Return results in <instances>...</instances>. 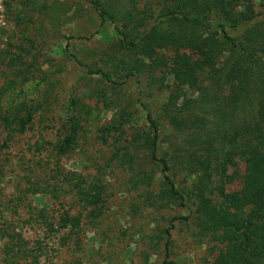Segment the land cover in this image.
Returning <instances> with one entry per match:
<instances>
[{
    "label": "trees",
    "instance_id": "obj_1",
    "mask_svg": "<svg viewBox=\"0 0 264 264\" xmlns=\"http://www.w3.org/2000/svg\"><path fill=\"white\" fill-rule=\"evenodd\" d=\"M259 1L88 0L94 24L113 29L112 35H105L112 51L95 67L86 61L97 56L95 50L70 44L62 50L68 62L100 76L115 90L131 81L138 85V97H115L118 107L100 132L111 149L107 169L125 173L132 190L145 186L146 193L158 186L159 199L188 214L170 219L159 238L163 264H177L170 261L177 222L188 226L192 237L212 243L213 264H264V0ZM95 35L78 39L90 42ZM29 70L18 71L23 79L15 74L0 85V134H6L0 147L8 149L10 142L38 130V125L64 132L51 145L57 161H51L48 173L43 176L44 167L29 161L34 165L27 167L18 201L40 194L49 202H63L69 186L80 209L56 212L45 203L35 211L28 204L44 238L35 242L36 256L22 230L1 224L6 209H0L6 264L29 258L26 264H40L44 242L53 236L58 245L65 241L80 249L86 227L95 230L107 211L102 179L81 174L68 178L71 172L60 165L78 146L85 122L94 114L92 107L74 93L68 96L58 104L60 128L52 99L35 97L47 78L30 84ZM157 87L168 95L161 106L149 94ZM128 126L135 132L128 134ZM181 138L188 145H177ZM237 179L240 189L231 190ZM183 182L190 184L182 187ZM76 260L61 264H85Z\"/></svg>",
    "mask_w": 264,
    "mask_h": 264
},
{
    "label": "rangeland",
    "instance_id": "obj_2",
    "mask_svg": "<svg viewBox=\"0 0 264 264\" xmlns=\"http://www.w3.org/2000/svg\"><path fill=\"white\" fill-rule=\"evenodd\" d=\"M256 2L260 3L259 0ZM90 8L88 0H3L0 8V85L15 74L18 80L23 79L18 71L30 69L33 72L29 75L32 79L30 84L47 78L35 97L38 96L40 100L50 97L58 119L61 116L58 104L73 93L90 105L94 114L85 122L78 146L61 158L60 165L63 171L71 172L68 178H75L73 174L86 178L97 176L103 180L102 187H106V214L98 220L95 230H92V226L86 227L87 232L82 233L81 248L76 249L65 241L58 245V238L53 236L44 242L46 253L40 257V264H61L74 259L85 264H163L164 244L158 240L170 219L188 214L170 200L159 199L161 189L158 186H150L146 193L143 192L147 189L145 186L132 190L125 173L107 169L111 149L103 143L100 132V128L112 120L113 110L118 107L115 97L122 100L138 97V85L131 81L122 90H115L100 76L88 75L77 64L68 62L66 54L62 52L69 44L87 51L95 50L97 56L86 61L96 67V64H102L105 53L112 51L110 41L105 38L106 34H113L112 27H103L98 22L94 24ZM94 32L96 35L90 42L78 39L83 35L91 36ZM149 94L153 95L154 100L159 99L160 106L168 96L165 92H159L158 87ZM57 125L61 128V118ZM45 127V124L38 125V130L34 128L27 135L15 138L8 144V149L0 147V209H6V218L2 219L1 224L22 230L23 236L30 242L27 248L33 256L37 255L35 242L44 238L39 221L29 214L28 204L35 211L41 210L45 203L54 205L56 212L68 210L73 214L80 209L75 196L68 192L69 186H66L63 202H49L40 194H27L26 202L18 201L26 187L27 167L34 165L29 161L44 167L43 176L49 172L51 161H57L51 145L60 139L64 131L59 134L56 129L46 131ZM127 129L128 134L135 132L132 127L128 126ZM5 136L0 134V145H3ZM187 142L181 138L177 145H188ZM239 171L241 175L244 174V164L240 163ZM189 184L183 182L181 186L188 187ZM240 187V179H237L229 188L238 190ZM81 206L84 214H87L83 202ZM179 223H176L177 228L173 231L170 261L177 264H213L215 254L211 252L212 243H208L207 239L199 241L192 237L189 227ZM6 242L7 239L0 240V264H6ZM156 243H160V246H156ZM24 256L25 253L20 254L21 258ZM30 260L21 261L26 264Z\"/></svg>",
    "mask_w": 264,
    "mask_h": 264
},
{
    "label": "built area",
    "instance_id": "obj_3",
    "mask_svg": "<svg viewBox=\"0 0 264 264\" xmlns=\"http://www.w3.org/2000/svg\"><path fill=\"white\" fill-rule=\"evenodd\" d=\"M2 4H3V0H0V8H1V6H2ZM2 20H0V22H1ZM2 23V22H1ZM0 23V24H1Z\"/></svg>",
    "mask_w": 264,
    "mask_h": 264
}]
</instances>
